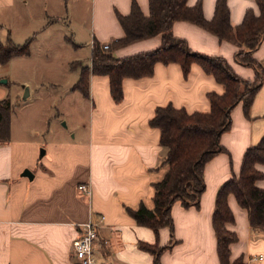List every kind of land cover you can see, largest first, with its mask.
<instances>
[{
    "label": "crops",
    "instance_id": "0c3cea01",
    "mask_svg": "<svg viewBox=\"0 0 264 264\" xmlns=\"http://www.w3.org/2000/svg\"><path fill=\"white\" fill-rule=\"evenodd\" d=\"M81 1L0 0V38L3 42H32L41 32L63 24L64 30L71 32L69 41L75 47L85 44L83 38H91L92 55L94 40L105 44L125 35L118 13H130L133 0H91V15L86 20L76 15L75 6ZM199 1L204 16L213 18L217 0L188 3ZM137 2L149 14V0ZM228 4L233 25L243 21L248 8L260 12L257 0H228ZM173 32L196 51L226 57L243 78H255V69L236 59L240 48L237 44L188 20L175 21ZM16 34L27 38L18 42ZM58 36L63 39L66 35ZM161 43L162 37L157 34L116 47L113 53L118 57L132 55ZM30 54L31 50L6 63L0 61V78L6 64ZM253 56L264 66V40ZM91 65L90 56L88 62L74 60L71 68L78 70L79 80L82 67ZM78 80L70 87L80 92L73 94L72 104L79 105L70 115L72 120L69 106L56 107L57 118L61 122L65 119L66 125L50 121L46 127H33L17 118L10 101V135L8 139L0 138V264H82L72 243L88 221L100 225L94 253L101 264H154V254L141 246L143 242L163 247V264H221L213 226L216 195L224 182L240 174L247 148L264 136V80L249 116L242 102L232 109L231 127L220 137L225 149L205 164V189L199 205L174 202L173 228L164 226L158 232L139 224L127 210V206L136 208L141 203L153 208L154 184L167 170L163 160L168 149L161 143L160 128L151 125L150 120L158 106L168 103L189 112L209 111L208 93L222 94L225 85L197 63L186 75L180 63L161 61L151 75L125 77L121 100L114 98L106 74L91 72L87 93L75 88ZM1 83L0 100H9L10 93ZM31 95L30 87L26 96ZM81 106L87 107L83 122L79 116ZM257 167L264 171V164L258 163ZM26 170L31 175L25 174ZM83 182L90 184V194L78 189ZM257 185L264 188V178L257 180ZM228 203L235 216L228 228L238 235L231 244V261L242 257L247 264H264V258L252 259L264 255V229L251 226L248 210L233 193Z\"/></svg>",
    "mask_w": 264,
    "mask_h": 264
},
{
    "label": "trees",
    "instance_id": "16d2710c",
    "mask_svg": "<svg viewBox=\"0 0 264 264\" xmlns=\"http://www.w3.org/2000/svg\"><path fill=\"white\" fill-rule=\"evenodd\" d=\"M150 12L145 14L137 0L132 1L128 14L118 13V19L125 35L112 40L109 47L94 40L92 65L83 66L81 77L75 88L88 92V80L92 73L106 74L110 77L111 92L116 100L123 98V79L151 75L155 64L178 62L187 75L194 63L199 64L207 73L225 85V92L208 93L211 102L209 111L189 112L185 107L172 103L156 108L150 123L161 130V143L168 151L163 165L167 170L163 178L155 182L153 196L154 207L144 203L138 207L127 206L128 212L139 224L152 227L156 232L161 227L173 228L171 213L174 202L183 205L198 206L200 196L205 189L204 167L208 160L225 148L220 142L221 134L231 127V111L239 102L243 103L246 115L264 80V66L253 52L264 40V0H257L260 12L248 8L243 21L238 25L231 23L228 0H217L213 18L207 19L203 13L201 1L189 5L188 0H149ZM177 20L194 22L215 33L220 39L229 40L240 48L236 59L253 66L255 78L246 79L235 72L226 57L196 51L189 46L185 38L176 36L173 24ZM160 34L159 47L118 57L113 50L116 47ZM31 39L16 43L12 39L3 42L0 38V61L8 62L13 56L30 52ZM11 106L8 99L0 100V138L10 135ZM264 164V136L247 148L242 162L241 172L222 184L216 195L213 212V226L217 235L218 253L221 264H247L242 257L231 261V244L238 240L236 232L228 228L235 220L229 206L228 196L233 193L239 204L249 213L251 226L264 229V188L257 180L264 178V171L257 164ZM141 246L154 254V264H163L160 253L163 247L147 242Z\"/></svg>",
    "mask_w": 264,
    "mask_h": 264
},
{
    "label": "rangeland",
    "instance_id": "374dc122",
    "mask_svg": "<svg viewBox=\"0 0 264 264\" xmlns=\"http://www.w3.org/2000/svg\"><path fill=\"white\" fill-rule=\"evenodd\" d=\"M21 5V3L18 4L17 8L20 9ZM75 7L76 9L78 7L76 14L78 19L86 20L88 15H91V0H82ZM51 18H54V16ZM57 33H60V35L65 33L66 36L62 39V36H58ZM70 35L71 32L67 29L64 30L63 24L51 27L32 40L30 55L17 56L11 63L3 67L4 74H2L0 81L10 93L11 106L17 114V118L27 121L26 123L31 124L33 127H46L50 121L55 125H66L67 123H63V121H66L65 119L61 122L57 118L56 107L69 106V116L78 110L79 102L72 103L73 94L78 95L80 92L78 90L72 91L70 87L78 80L79 72L71 68V63L80 58L84 62L89 61L91 38H83L82 41L85 44L77 48L73 42L69 41ZM26 38L16 34V39H19L18 42H23ZM7 78L9 80L5 81ZM25 79L29 80L30 84H27L24 81ZM30 87L32 95L29 98L26 96V91ZM86 108L85 106L79 107V116H81L82 122L87 118ZM72 118L70 116V120Z\"/></svg>",
    "mask_w": 264,
    "mask_h": 264
},
{
    "label": "built area",
    "instance_id": "2783aa9c",
    "mask_svg": "<svg viewBox=\"0 0 264 264\" xmlns=\"http://www.w3.org/2000/svg\"><path fill=\"white\" fill-rule=\"evenodd\" d=\"M105 48L109 47V43L103 44ZM78 189L85 194L91 193V186L88 182H83L78 185ZM85 229L82 234L75 237L72 243L74 254L80 259L82 264H101L94 253V245L98 239L99 223L88 221L85 223ZM264 258L263 254L253 256V260Z\"/></svg>",
    "mask_w": 264,
    "mask_h": 264
},
{
    "label": "water",
    "instance_id": "95a60500",
    "mask_svg": "<svg viewBox=\"0 0 264 264\" xmlns=\"http://www.w3.org/2000/svg\"><path fill=\"white\" fill-rule=\"evenodd\" d=\"M29 93V90L27 89V91H26V95ZM25 174H27V175H31V172H29L28 170H26L25 171Z\"/></svg>",
    "mask_w": 264,
    "mask_h": 264
}]
</instances>
